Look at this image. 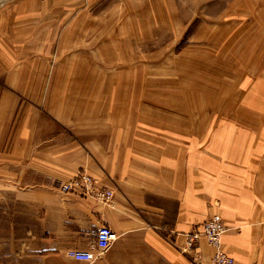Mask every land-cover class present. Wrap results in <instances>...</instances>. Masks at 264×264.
<instances>
[{
	"label": "rangeland",
	"instance_id": "rangeland-1",
	"mask_svg": "<svg viewBox=\"0 0 264 264\" xmlns=\"http://www.w3.org/2000/svg\"><path fill=\"white\" fill-rule=\"evenodd\" d=\"M5 90L43 116L87 105L105 121L152 122L154 155L165 132L168 151L187 147L193 126L201 165L213 149L264 154V0H0ZM3 131L12 152L16 130ZM6 184L0 177V264H47L27 246L31 208Z\"/></svg>",
	"mask_w": 264,
	"mask_h": 264
},
{
	"label": "crops",
	"instance_id": "crops-1",
	"mask_svg": "<svg viewBox=\"0 0 264 264\" xmlns=\"http://www.w3.org/2000/svg\"><path fill=\"white\" fill-rule=\"evenodd\" d=\"M17 96L0 91V113H5L0 115V177L13 182L6 186L31 208L37 227L27 246L35 256L46 257L47 264H88L68 253L92 251L97 259L91 264H211L208 243L203 240L184 253L182 234L220 216L227 229L223 245L235 264H264V154L259 147L213 149L209 163L201 165L198 127L190 128L191 142L182 137L187 147L180 152L175 144L168 151L165 132L159 142L163 150L154 155L152 122L105 121L87 105H55L52 115L43 116L38 107L16 104ZM20 109L21 120L16 117ZM4 128L16 130L12 152L3 147L9 142ZM137 135L143 138L138 152ZM246 141L239 138L235 144L248 146ZM82 172L111 190L113 199L63 193L60 185ZM103 226L119 239L100 254L96 233ZM171 232L178 234L176 243H170Z\"/></svg>",
	"mask_w": 264,
	"mask_h": 264
},
{
	"label": "built area",
	"instance_id": "built-area-1",
	"mask_svg": "<svg viewBox=\"0 0 264 264\" xmlns=\"http://www.w3.org/2000/svg\"><path fill=\"white\" fill-rule=\"evenodd\" d=\"M63 193L77 194L83 198L95 199L97 201L109 202L114 194L111 190L100 186L99 181L84 172L79 173L72 180L60 185ZM226 227L220 216H213L202 224L192 226L188 233L182 234L184 238L183 252L189 253L199 247L201 241L205 240L213 249L211 264H235V259L231 257L223 247V236ZM178 234L171 232L168 234L170 243H176ZM119 236L109 226H103L96 233L95 248L100 254L110 250L118 241ZM68 256L91 264L96 261L97 255L92 251L69 252Z\"/></svg>",
	"mask_w": 264,
	"mask_h": 264
},
{
	"label": "bare ground",
	"instance_id": "bare-ground-1",
	"mask_svg": "<svg viewBox=\"0 0 264 264\" xmlns=\"http://www.w3.org/2000/svg\"><path fill=\"white\" fill-rule=\"evenodd\" d=\"M226 230H227V229H226ZM224 235H225V234H224ZM223 237H224V236H223ZM201 242H202V241H201ZM201 242H200V243H201ZM199 245H200V244H199ZM223 247H224V245H223ZM224 249H225V248H224Z\"/></svg>",
	"mask_w": 264,
	"mask_h": 264
}]
</instances>
